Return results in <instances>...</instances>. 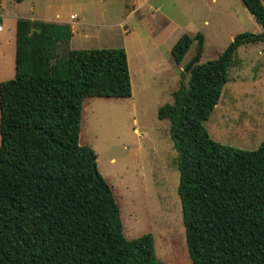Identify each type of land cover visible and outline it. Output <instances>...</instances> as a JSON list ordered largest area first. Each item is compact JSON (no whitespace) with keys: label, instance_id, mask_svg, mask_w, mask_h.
Returning a JSON list of instances; mask_svg holds the SVG:
<instances>
[{"label":"trees","instance_id":"1","mask_svg":"<svg viewBox=\"0 0 264 264\" xmlns=\"http://www.w3.org/2000/svg\"><path fill=\"white\" fill-rule=\"evenodd\" d=\"M23 0H17L22 2ZM262 26L182 73L170 121L178 194L192 264H264V142L247 150L214 140L204 122L239 64L238 48L264 42V3L241 0ZM69 24L19 17L15 76L0 82V264H165L151 233L129 239L97 153L80 143L88 97L133 95L124 47L73 48ZM194 40L171 48L181 63Z\"/></svg>","mask_w":264,"mask_h":264},{"label":"rangeland","instance_id":"2","mask_svg":"<svg viewBox=\"0 0 264 264\" xmlns=\"http://www.w3.org/2000/svg\"><path fill=\"white\" fill-rule=\"evenodd\" d=\"M71 13L74 26L83 20L84 25L70 44H60V55L69 46L125 47L135 69L132 97L85 99L80 143L97 153L98 169L119 204L125 236L151 233L162 262L192 264L178 194V153L170 121L159 119L158 109L173 101L199 43L194 40L181 63L171 48L182 34L201 32L200 62H206L237 34L263 28L241 0H0V76H15L8 71L14 65L17 18L57 22ZM237 57L239 64L230 68L229 81L204 125L219 143L252 150L264 142V42L241 45Z\"/></svg>","mask_w":264,"mask_h":264},{"label":"crops","instance_id":"3","mask_svg":"<svg viewBox=\"0 0 264 264\" xmlns=\"http://www.w3.org/2000/svg\"><path fill=\"white\" fill-rule=\"evenodd\" d=\"M147 4V2H143L142 3V6H144V5H146ZM72 15H75V13H71L70 14V16H69V18H66L65 20H60V21H57L58 23H67V24H69L70 26H71V28H72V31H73V35H72V38L70 39V41H69V44L76 38V34H78V32L79 31H81V28L79 27L80 25H84V20L81 22V23H78V24H76L75 26L73 25V23H74V21H73V19H75L76 18V16L74 17V18H71V16ZM77 15V14H76ZM2 17H3V15H2ZM132 17V15L131 16H129L128 17V19H130ZM27 18H32V19H35L36 17H34V16H30V17H27ZM1 19V18H0ZM53 22V21H52ZM4 30V28L2 27V29L0 30V31H3ZM85 35L86 36H88L89 34L88 33H85ZM125 48V47H124ZM69 49H73V48H71L70 46H69ZM126 49V51H127V53H128V60H129V66H130V73H131V81H132V83H133V76H134V71H135V69H133V67H132V62H133V60H132V55H131V52L129 51V48H125ZM1 51H3L2 49H1ZM15 52V51H14ZM14 68H15V54H14V65H13V68L12 69H10V71H8L9 73H12V74H15L14 73ZM7 70V67H4V66H2V70ZM3 72V71H2ZM2 75H4V72H3V74ZM7 78V76H0V82L2 81V80H4V79H6ZM133 85V84H132Z\"/></svg>","mask_w":264,"mask_h":264},{"label":"water","instance_id":"4","mask_svg":"<svg viewBox=\"0 0 264 264\" xmlns=\"http://www.w3.org/2000/svg\"><path fill=\"white\" fill-rule=\"evenodd\" d=\"M201 57H202V46L198 45L196 54L194 56V58L190 61V63L188 64L187 68H186V72H189L191 70V68L195 65L200 63L201 61Z\"/></svg>","mask_w":264,"mask_h":264},{"label":"built area","instance_id":"5","mask_svg":"<svg viewBox=\"0 0 264 264\" xmlns=\"http://www.w3.org/2000/svg\"><path fill=\"white\" fill-rule=\"evenodd\" d=\"M75 15H72L71 18H74ZM2 29V25L0 24V30Z\"/></svg>","mask_w":264,"mask_h":264}]
</instances>
